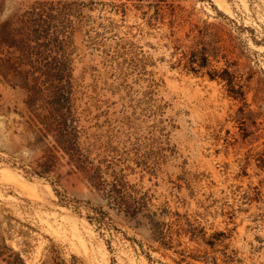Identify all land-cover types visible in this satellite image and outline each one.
Instances as JSON below:
<instances>
[{
    "label": "rangeland",
    "instance_id": "obj_1",
    "mask_svg": "<svg viewBox=\"0 0 264 264\" xmlns=\"http://www.w3.org/2000/svg\"><path fill=\"white\" fill-rule=\"evenodd\" d=\"M0 52V264H264V0H0ZM54 95L103 190L27 122Z\"/></svg>",
    "mask_w": 264,
    "mask_h": 264
},
{
    "label": "trees",
    "instance_id": "obj_2",
    "mask_svg": "<svg viewBox=\"0 0 264 264\" xmlns=\"http://www.w3.org/2000/svg\"><path fill=\"white\" fill-rule=\"evenodd\" d=\"M2 44H6V42H1ZM14 58L9 55H5L0 52V74L4 77L8 76L10 69L14 67ZM190 70L195 73L202 71L203 69H207L209 66V58L204 52L193 51L191 53V59L189 61ZM210 80L221 79L226 81L228 86L229 96L234 99L245 100L246 92L244 90V85H242L237 78L232 74L228 69H225L223 72L218 70L207 71L205 72ZM32 91V90H31ZM39 93V91H37ZM54 109L47 114H33L29 116L27 120L33 127L34 132L39 134L40 139L49 138L53 136L57 145L54 146L58 151H62L65 157H68L69 160L67 164L71 166L73 172L80 173L84 176V178L89 182V187L94 188L98 191L103 190L100 188L101 179L104 178V172L102 169L103 161H99L98 164H94L92 160H90V154L92 153V149L95 146L94 144H90V140L87 136L86 130L84 128H80L79 125H76L70 118H68V114L71 112L69 107L65 106L66 104L61 103V98H55ZM33 98V95H32ZM35 101V100H34ZM31 108V106H30ZM37 118L39 122H37ZM54 148H50L49 153L53 152ZM59 159L56 155H52V160ZM110 186L106 189V193L108 197H110L114 202L121 205V207L128 206L129 200H131V195L126 191L123 181L119 176H115L112 181H110ZM90 220H97L101 224L104 222V219L99 217L98 213L95 217H89ZM191 234V240L197 238V234L192 231L185 230V233ZM204 236V234H203ZM169 237V236H168ZM162 245L165 247H170L172 244V236L171 238H167V235L163 234L162 236ZM211 247H214L215 243L212 241L207 242ZM60 259V257H59ZM21 260V259H20ZM73 263L77 261L75 256L72 257ZM9 264H20L16 262H9ZM25 264V263H21ZM51 264H66L65 260L54 259Z\"/></svg>",
    "mask_w": 264,
    "mask_h": 264
}]
</instances>
